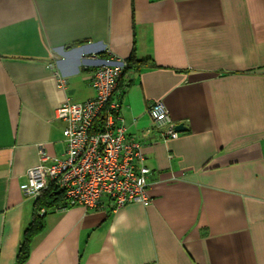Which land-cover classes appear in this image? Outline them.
<instances>
[{"label": "crops", "instance_id": "crops-1", "mask_svg": "<svg viewBox=\"0 0 264 264\" xmlns=\"http://www.w3.org/2000/svg\"><path fill=\"white\" fill-rule=\"evenodd\" d=\"M133 55L117 99L152 203L52 211L24 264H264V0H0V264L33 218L27 171L65 157L57 109Z\"/></svg>", "mask_w": 264, "mask_h": 264}, {"label": "built area", "instance_id": "built-area-1", "mask_svg": "<svg viewBox=\"0 0 264 264\" xmlns=\"http://www.w3.org/2000/svg\"><path fill=\"white\" fill-rule=\"evenodd\" d=\"M127 67L126 60L108 57L93 72L95 97L83 103L69 101L57 109L56 119L65 123V157L27 171L26 197L37 198L54 184L70 207L118 211L129 204L152 203L148 182L151 170L142 145L127 137L122 104L117 99L121 82L132 70ZM58 78L60 87H65L64 77ZM147 112L162 139L179 138L178 125L162 101L152 103Z\"/></svg>", "mask_w": 264, "mask_h": 264}, {"label": "trees", "instance_id": "trees-1", "mask_svg": "<svg viewBox=\"0 0 264 264\" xmlns=\"http://www.w3.org/2000/svg\"><path fill=\"white\" fill-rule=\"evenodd\" d=\"M126 61L128 64L127 69L139 68V66L148 63L147 60H140L135 55ZM68 208H70V206L65 201L63 192L54 184L50 185L47 190H44L36 198L33 218L24 230L15 264H24L29 259L34 240L45 229V216L52 211L65 210ZM43 209L45 210V213L42 215L40 212Z\"/></svg>", "mask_w": 264, "mask_h": 264}, {"label": "water", "instance_id": "water-1", "mask_svg": "<svg viewBox=\"0 0 264 264\" xmlns=\"http://www.w3.org/2000/svg\"><path fill=\"white\" fill-rule=\"evenodd\" d=\"M176 129H177V131H178V132H182V131H184V130H185V127H184V125H183V124H180V125H178V126H177V128H176Z\"/></svg>", "mask_w": 264, "mask_h": 264}, {"label": "rangeland", "instance_id": "rangeland-1", "mask_svg": "<svg viewBox=\"0 0 264 264\" xmlns=\"http://www.w3.org/2000/svg\"><path fill=\"white\" fill-rule=\"evenodd\" d=\"M42 192H43V191H42ZM42 192H41V193H42Z\"/></svg>", "mask_w": 264, "mask_h": 264}]
</instances>
